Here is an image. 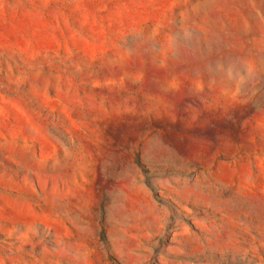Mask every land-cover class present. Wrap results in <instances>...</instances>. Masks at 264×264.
Returning <instances> with one entry per match:
<instances>
[{
    "label": "rangeland",
    "instance_id": "rangeland-1",
    "mask_svg": "<svg viewBox=\"0 0 264 264\" xmlns=\"http://www.w3.org/2000/svg\"><path fill=\"white\" fill-rule=\"evenodd\" d=\"M0 264H264V0H0Z\"/></svg>",
    "mask_w": 264,
    "mask_h": 264
}]
</instances>
